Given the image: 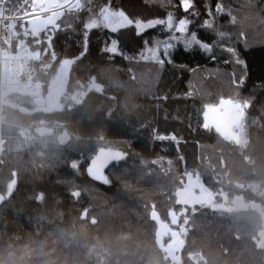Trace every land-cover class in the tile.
I'll list each match as a JSON object with an SVG mask.
<instances>
[{
	"label": "trees",
	"instance_id": "trees-1",
	"mask_svg": "<svg viewBox=\"0 0 264 264\" xmlns=\"http://www.w3.org/2000/svg\"><path fill=\"white\" fill-rule=\"evenodd\" d=\"M104 9L131 23L110 30ZM10 38L13 52L43 54V97L71 65L60 106L4 101L0 264H264V0H78ZM225 101L245 106V145L209 122ZM103 149L120 161L97 182L88 167ZM189 175L213 204L180 200Z\"/></svg>",
	"mask_w": 264,
	"mask_h": 264
},
{
	"label": "rangeland",
	"instance_id": "rangeland-1",
	"mask_svg": "<svg viewBox=\"0 0 264 264\" xmlns=\"http://www.w3.org/2000/svg\"><path fill=\"white\" fill-rule=\"evenodd\" d=\"M47 3H49V0H47ZM50 6H55L54 12L44 15L42 17H35L29 20L31 30H36L35 26L39 25V23H42V21L44 23V21L48 19L51 20L49 23L50 25L55 24L56 19L60 17L64 10L78 8V0H53V4ZM104 12L106 16L105 20L107 22V27L112 31L125 27L131 23L130 20L122 12H112L109 9H104ZM47 24L48 23H44L45 26ZM97 24L98 22L92 19L89 23V26H94ZM155 24L156 22L142 23L140 30L143 31L148 27L154 26ZM187 28V23H182L180 25V30L182 31H186ZM34 54H38L39 56L43 57V54L39 53V51L35 52ZM70 65V61H65L61 65L58 74L53 78L51 82L50 92L46 97H43L41 96V94H39V98H37V100L35 101L38 110L48 109L49 106L53 105H61L60 100L63 95V87L68 81ZM91 89L95 91H102V87L98 84H94ZM215 110L216 112L221 113V116H223V118L219 120L218 114L213 115L211 113L209 115L211 116L209 119L210 124L215 127L219 132L225 134L230 140H233L240 145H245L247 142L245 136L244 121L246 111L245 106L241 103H232L229 101H225ZM179 196L180 200L187 206L213 204L216 200V195L211 193L208 188H206L199 176L195 175L188 176L185 188L180 192ZM223 203L227 206L225 199L223 200ZM254 206L255 205H252V207ZM174 220L177 221L176 216H174ZM181 230L185 231L184 225L181 226ZM159 236L160 238L166 237V231L162 224H160ZM261 244H264V240L263 242H261ZM180 248L181 243L179 239H174L173 241H170L166 247L171 257L177 260H179L178 253L180 251Z\"/></svg>",
	"mask_w": 264,
	"mask_h": 264
},
{
	"label": "built area",
	"instance_id": "built-area-1",
	"mask_svg": "<svg viewBox=\"0 0 264 264\" xmlns=\"http://www.w3.org/2000/svg\"><path fill=\"white\" fill-rule=\"evenodd\" d=\"M2 0L0 4V153L5 140L1 132L3 104L10 95L33 97L40 93L38 54H22L12 51L10 32L20 21L30 20L54 12L53 0ZM47 4V6H46ZM45 9V10H44ZM30 129H21L18 137L33 138Z\"/></svg>",
	"mask_w": 264,
	"mask_h": 264
},
{
	"label": "water",
	"instance_id": "water-1",
	"mask_svg": "<svg viewBox=\"0 0 264 264\" xmlns=\"http://www.w3.org/2000/svg\"><path fill=\"white\" fill-rule=\"evenodd\" d=\"M106 19V16H105ZM119 158V153L109 149L100 150L97 155L92 159L89 167L88 174L89 176L97 181L103 182L106 179L107 168ZM239 199L243 200L242 197L235 198L234 203L237 208H239L238 201Z\"/></svg>",
	"mask_w": 264,
	"mask_h": 264
},
{
	"label": "snow or ice",
	"instance_id": "snow-or-ice-1",
	"mask_svg": "<svg viewBox=\"0 0 264 264\" xmlns=\"http://www.w3.org/2000/svg\"><path fill=\"white\" fill-rule=\"evenodd\" d=\"M185 2L187 3L188 7H192V5L194 4V0H185ZM182 11H187V8H182ZM205 12H206V15H208L209 10H208L207 6L205 7ZM193 15H198V13L194 12ZM197 39H199L198 36H197ZM192 46H199V45H191L190 46L188 44H184V47H185L186 50L189 49Z\"/></svg>",
	"mask_w": 264,
	"mask_h": 264
},
{
	"label": "flooded vegetation",
	"instance_id": "flooded-vegetation-1",
	"mask_svg": "<svg viewBox=\"0 0 264 264\" xmlns=\"http://www.w3.org/2000/svg\"><path fill=\"white\" fill-rule=\"evenodd\" d=\"M50 19H48V20H46V21H44V23H48L47 25H50L49 23H50ZM44 23H43V21H42V23H39V25H37V26H35V29H36V31H41L42 29H44L45 27H47V25L45 26L44 25ZM44 25V26H43ZM223 118V116H219V120H221ZM240 197H242V196H240ZM240 197H236V198H240ZM243 198V197H242ZM241 201H243V200H241V199H239V203H238V205H239V207H240V202ZM234 202V201H233ZM234 205H235V203H234ZM235 207H236V205H235ZM237 208V207H236Z\"/></svg>",
	"mask_w": 264,
	"mask_h": 264
},
{
	"label": "bare ground",
	"instance_id": "bare-ground-1",
	"mask_svg": "<svg viewBox=\"0 0 264 264\" xmlns=\"http://www.w3.org/2000/svg\"><path fill=\"white\" fill-rule=\"evenodd\" d=\"M37 125V124H36ZM31 130H33V129H31ZM18 134V133H17ZM68 134V133H67ZM68 140V139H67ZM108 147V146H107ZM110 147H112V145L110 146ZM117 147H118V145H117ZM113 148V147H112ZM117 149H119V148H116V150ZM118 161H120V160H118ZM116 163V162H115Z\"/></svg>",
	"mask_w": 264,
	"mask_h": 264
},
{
	"label": "crops",
	"instance_id": "crops-1",
	"mask_svg": "<svg viewBox=\"0 0 264 264\" xmlns=\"http://www.w3.org/2000/svg\"><path fill=\"white\" fill-rule=\"evenodd\" d=\"M218 115L221 116V113H218ZM219 116H218V117H219ZM217 124H219V123H217ZM222 134H223V133H222ZM223 135H224L225 137H227L225 134H223ZM227 138H228V137H227ZM228 139H229V138H228Z\"/></svg>",
	"mask_w": 264,
	"mask_h": 264
}]
</instances>
